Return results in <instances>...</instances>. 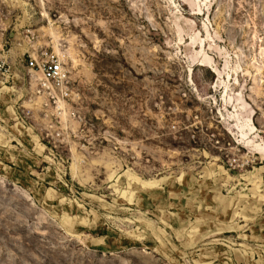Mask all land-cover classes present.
Returning <instances> with one entry per match:
<instances>
[{"label":"rangeland","instance_id":"rangeland-1","mask_svg":"<svg viewBox=\"0 0 264 264\" xmlns=\"http://www.w3.org/2000/svg\"><path fill=\"white\" fill-rule=\"evenodd\" d=\"M261 151L264 0H0V264H264Z\"/></svg>","mask_w":264,"mask_h":264},{"label":"built area","instance_id":"built-area-1","mask_svg":"<svg viewBox=\"0 0 264 264\" xmlns=\"http://www.w3.org/2000/svg\"><path fill=\"white\" fill-rule=\"evenodd\" d=\"M29 68L42 72L44 86L49 88L53 99L60 100L70 97L68 69L57 54L46 52L38 58L31 57Z\"/></svg>","mask_w":264,"mask_h":264},{"label":"bare ground","instance_id":"bare-ground-1","mask_svg":"<svg viewBox=\"0 0 264 264\" xmlns=\"http://www.w3.org/2000/svg\"><path fill=\"white\" fill-rule=\"evenodd\" d=\"M51 22V21H50ZM45 28V27H44ZM47 29V33L53 38V43H54V49L55 52L60 56V60L63 62H67V61H72L74 66H78L79 65V60L75 58V55L72 52V49H68L63 51L60 46V35L57 33L56 29L50 25ZM20 46H22V44L19 43ZM201 65H205V63H202ZM208 66V65H207ZM213 72H216L218 74H220V71H218V69L215 66H212L211 69ZM36 81H43L42 84L44 85V77L41 71H38L37 73V77L35 79ZM37 83H35L36 85ZM38 101H43L44 97L43 96H39L38 97ZM64 101L63 100H59V104H58V109H64ZM62 116H65L64 111L61 113ZM255 129V127L250 128L251 131H253ZM244 133V132H243ZM245 135V134H244ZM261 153L263 154V159H264V152L261 151ZM75 169V166L73 167ZM157 181H143L142 184L143 186H151V185H155Z\"/></svg>","mask_w":264,"mask_h":264}]
</instances>
